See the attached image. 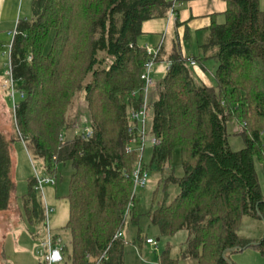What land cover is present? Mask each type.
Here are the masks:
<instances>
[{
    "label": "trees",
    "instance_id": "1",
    "mask_svg": "<svg viewBox=\"0 0 264 264\" xmlns=\"http://www.w3.org/2000/svg\"><path fill=\"white\" fill-rule=\"evenodd\" d=\"M223 1L226 10L220 20H212L198 56L183 57L175 34L169 52L161 47L156 59L165 57L169 68L150 108L156 141L150 165L142 158L141 163L146 172L155 165L163 173L178 149L183 175L164 178V187L173 184L178 192L147 216L162 237L186 232L176 251L164 246L157 264H232L229 254L249 247L264 255V236L255 243L238 234L244 218L264 226L258 175L264 174V10L259 0ZM174 4L32 0L30 17L19 20L11 33L12 88L7 92L13 89L14 97L7 95L10 131L0 129V213L18 210L15 142L25 145L54 180L53 187L57 165L69 163L63 264H89L88 257L104 253L103 264H124L125 242L115 235H123L135 203L132 172L138 155L130 143L138 140L141 126L130 119V111L141 105L133 94L141 96L147 58L138 39L144 21L176 15ZM209 61L213 80L205 86L191 62L205 68ZM228 124L242 140L238 151L229 147ZM84 128L91 130L89 138L82 137ZM70 131L75 132L67 137ZM36 185V177L28 181L19 217L34 229L32 237L43 240L46 217ZM138 241L139 249V236Z\"/></svg>",
    "mask_w": 264,
    "mask_h": 264
},
{
    "label": "rangeland",
    "instance_id": "2",
    "mask_svg": "<svg viewBox=\"0 0 264 264\" xmlns=\"http://www.w3.org/2000/svg\"><path fill=\"white\" fill-rule=\"evenodd\" d=\"M259 7L261 10H264V0H259ZM20 16V13L16 16L17 21L12 25L11 31H3L2 27L4 25L0 26V129L5 134L11 128L9 107L12 103L10 99L8 100L7 96L8 93L10 96V92H7L9 78L7 75L5 76L8 67V49L12 40L11 33L18 20H22L23 18ZM190 45L192 46V43L189 41L186 46ZM163 69L164 64L157 62L153 67V72L154 70H161L162 77H164ZM15 99L16 101L19 100L18 94H16ZM153 102L154 100L150 96L149 104L152 105ZM75 110L77 112L79 109ZM151 120L152 109L149 110L147 118V131L149 134L145 143V150L141 154L145 166L150 165L152 155V145L148 142L152 138L150 133ZM234 129L235 125H227L228 143L232 151H238L243 147V143L241 138L235 135ZM74 132H67V137H72ZM12 147V176L16 184V206L19 211L14 209L0 213V264H39L40 259L36 255V250L41 245V236L32 237L30 235L34 229L27 227L25 222L20 219L19 212L22 214V197L27 192L28 181L37 174L46 177L47 174L38 162L31 159L30 154L21 141L15 142ZM141 147L140 142L131 144V148L138 156H140ZM71 173L72 168L69 163L57 165L58 182L56 187L46 185L43 186L41 191L43 203L53 209V212L48 217V226L52 233L61 235L64 238L67 232L63 227L68 218V202L65 196L68 192ZM169 174H172L174 177H181L183 175L181 153L178 149L172 152L169 167L164 169L163 173L155 165H152L148 171L147 185L136 188L134 191L135 203L131 207V214L128 215L127 219L128 224L123 231V241L125 242L123 248L124 264H157L158 256L165 245L171 247L172 251H176L181 243L185 241V231H178L172 236L162 237L159 229L150 223L147 216V213L155 209L157 204L162 200L169 202L177 194L178 190L175 185L169 184L167 187H164L163 180ZM258 175L261 191L264 195V174L258 173ZM131 217H134V221H131ZM262 225L258 220L244 218L238 229V234L244 241L254 239L259 241L260 235L264 236ZM138 236L139 240L142 241L141 248L139 249L136 246V244H139ZM145 239H151L157 242L158 245L156 247L149 246L144 243ZM229 260L232 264H264V255L256 248L249 247L239 253L229 254ZM179 264H196V262L193 260H181Z\"/></svg>",
    "mask_w": 264,
    "mask_h": 264
},
{
    "label": "crops",
    "instance_id": "3",
    "mask_svg": "<svg viewBox=\"0 0 264 264\" xmlns=\"http://www.w3.org/2000/svg\"><path fill=\"white\" fill-rule=\"evenodd\" d=\"M31 1L32 0H0V26L4 25L2 27L3 31L12 30L11 27L15 21H17L16 16L19 13L21 15L20 17H23L22 20H27L28 17H30ZM174 1V8L177 10L176 15L169 12L165 17L144 21L141 25V35L138 39V44L141 47H159V50L163 47L164 51L167 53L171 48L172 40L176 34L182 56L193 58L200 54L199 47L206 37L207 30L210 27L212 20L221 19L222 14L226 10V3L223 0ZM189 41L192 43V46H186ZM159 63L164 64L163 71L165 74L169 68V64L165 57H163ZM193 68L199 81L205 86L212 85L213 78L211 72L214 68L212 62H206L205 68L198 65H195ZM152 79L154 80L155 86L150 91L149 99L151 96V99L155 101L159 96L161 88L160 83L163 80L161 70H154V72H152ZM260 236L261 239L262 235ZM61 237L64 238L63 236ZM66 238L68 239L67 235L64 238L65 241H67ZM251 242L257 243L258 240L254 239L251 240Z\"/></svg>",
    "mask_w": 264,
    "mask_h": 264
},
{
    "label": "built area",
    "instance_id": "4",
    "mask_svg": "<svg viewBox=\"0 0 264 264\" xmlns=\"http://www.w3.org/2000/svg\"><path fill=\"white\" fill-rule=\"evenodd\" d=\"M145 52H146V61L143 66V71L140 75V80L142 81V90H141V96L139 93H134L133 97L139 98L141 101V105L138 107V109H132L130 111V119L134 120L138 124H140V129L138 130V137L137 141L132 140L130 143V149L132 143H138L140 141L141 143V150H140V156H138V160L135 166L134 171L132 172V178H133V183H134V189L139 188V187H145L147 185L148 181V172H146L143 169V164L141 163V154L143 151V148L145 147V143L147 142V136L149 133H147V118H148V113L151 108V105L149 104V94L150 91L154 88V80L152 79V72H153V67L156 63V58L158 56V48H151L148 46L143 47ZM31 60V57L28 58V61ZM192 66H195L194 62H191ZM8 78H9V86L12 88V75H11V67L8 65L6 73H5ZM11 98L13 99L14 97V91L12 89L10 93ZM81 135L83 138H89L91 136V130L89 128H84L81 132ZM151 145L155 144L156 141L152 137L151 140H148ZM37 185L36 189L39 190L40 192L42 191L43 186L54 185V180L50 177L46 176H40V175H35ZM53 212L52 207L48 206L47 204L44 203V213L46 217V227L44 230V236L43 240H41V245L37 248L36 250V255L40 259L42 264H62L64 262V247H65V240L61 236H56V234L52 233L49 226H48V217L49 215ZM122 234L118 233L115 235V238L121 237ZM146 244L156 247L157 242L147 239ZM107 259L106 253L101 255L100 257L96 259H92L88 257V263L89 264H103V261Z\"/></svg>",
    "mask_w": 264,
    "mask_h": 264
}]
</instances>
